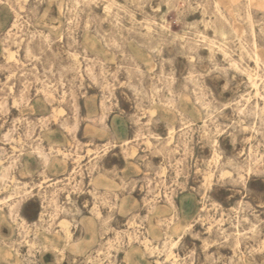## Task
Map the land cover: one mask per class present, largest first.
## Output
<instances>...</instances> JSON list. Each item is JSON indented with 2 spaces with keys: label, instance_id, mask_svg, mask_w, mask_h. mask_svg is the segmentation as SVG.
Here are the masks:
<instances>
[{
  "label": "rangeland",
  "instance_id": "obj_1",
  "mask_svg": "<svg viewBox=\"0 0 264 264\" xmlns=\"http://www.w3.org/2000/svg\"><path fill=\"white\" fill-rule=\"evenodd\" d=\"M0 178V264H264V0H0Z\"/></svg>",
  "mask_w": 264,
  "mask_h": 264
},
{
  "label": "bare ground",
  "instance_id": "obj_2",
  "mask_svg": "<svg viewBox=\"0 0 264 264\" xmlns=\"http://www.w3.org/2000/svg\"><path fill=\"white\" fill-rule=\"evenodd\" d=\"M13 23H14V21H13ZM13 23H12V24H13ZM15 23H16V22H15ZM15 23H14V24H15ZM133 115H134V114H133ZM208 179H209V178H208ZM0 180H1V178H0ZM64 221H65V220H64ZM64 221H62V223H61V225H63V227L66 225V224H63ZM191 222L193 223V221H191ZM64 228H65V227H64Z\"/></svg>",
  "mask_w": 264,
  "mask_h": 264
}]
</instances>
